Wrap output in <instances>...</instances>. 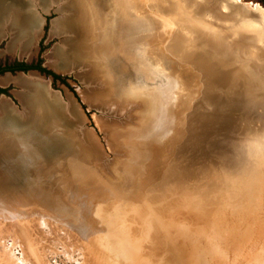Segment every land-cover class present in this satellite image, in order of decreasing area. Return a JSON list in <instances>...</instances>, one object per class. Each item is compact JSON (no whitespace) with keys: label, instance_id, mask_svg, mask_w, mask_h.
Listing matches in <instances>:
<instances>
[{"label":"rangeland","instance_id":"1","mask_svg":"<svg viewBox=\"0 0 264 264\" xmlns=\"http://www.w3.org/2000/svg\"><path fill=\"white\" fill-rule=\"evenodd\" d=\"M14 1L0 66L64 83L0 74V133L45 136L1 154L0 264H264V6L82 0L84 53L81 0Z\"/></svg>","mask_w":264,"mask_h":264},{"label":"bare ground","instance_id":"2","mask_svg":"<svg viewBox=\"0 0 264 264\" xmlns=\"http://www.w3.org/2000/svg\"><path fill=\"white\" fill-rule=\"evenodd\" d=\"M100 0H98V2H95V6L98 4H100ZM80 7H79V10H78V13H77V25L81 28H82V32H83V35H81L82 33H80V31H77V33L79 34L80 36V39H81V45H80V49L82 52L86 53V48L88 49L87 53H89V48H90V45L88 47V44H89V38H90V35H88L90 33L89 29H87L86 25L88 23H91L90 21H92L94 23V19L96 17V15H98V9L96 11L93 12V10H91L90 8L88 9V6H86L82 0L80 2ZM96 6V7H97ZM259 9V8H258ZM91 10V11H90ZM258 11V10H257ZM94 13V14H93ZM95 15V17H94ZM94 18V19H93ZM90 20V21H89ZM87 23V24H86ZM85 28V29H84ZM92 35V34H91ZM89 37V38H88ZM86 43L87 46H86ZM160 48V47H159ZM71 52V51H70ZM69 52V53H70ZM139 78H140V75H138ZM142 79V78H141ZM131 82V85L130 86H134V87H137V86H145V85H142V82L146 83V81L144 79L140 80V82L138 80H135L134 81H130ZM37 100V99H36ZM45 101V100H44ZM43 101V102H44ZM37 103V102H36ZM40 103H38L37 105L39 106ZM44 105V103L42 104ZM41 105V106H42ZM49 105V104H46V106ZM45 106V105H44ZM40 107V106H39ZM47 108V107H46ZM45 108V109H46ZM52 108V107H51ZM43 112V111H42ZM6 114V113H5ZM4 114V115H5ZM2 118V117H1ZM4 118V117H3ZM2 118V119H3ZM7 119V118H6ZM5 120V119H4ZM14 123V122H13ZM31 124V123H30ZM29 124V125H30ZM28 125V126H29ZM50 129V127H49ZM47 131H45L44 133H46ZM29 137V138H22V137H19V138H15V137H5L3 136L2 133H0V162H4L7 160V158H9L10 156L8 155L6 158L5 156H2L1 154L4 152H13V155L17 154V155H23V154H26V155H30V153H35V149L34 148H39L41 149L43 142H41V138L44 136L42 134H32L31 136L29 135H26V137ZM45 137V136H44ZM43 137V138H44ZM34 143V144H33ZM45 143V142H44ZM5 144H6V147H5ZM34 147V148H33ZM62 149V148H61ZM61 149H57V151H61ZM52 150V149H50ZM63 151V150H62ZM12 155V154H11ZM29 160H31V156L29 158ZM29 160H26L29 161ZM4 164V163H3ZM50 164V163H49ZM51 167L53 166L52 164L50 165ZM54 169V167H53ZM126 227V226H125ZM126 229V228H125ZM124 232V231H123ZM167 235V234H166ZM170 236V235H169ZM168 236V237H169ZM132 256V255H131ZM149 259V258H148ZM147 260V259H146ZM145 260V261H146ZM140 262L142 263V259L140 257L137 258V263L136 264H140Z\"/></svg>","mask_w":264,"mask_h":264},{"label":"flooded vegetation","instance_id":"3","mask_svg":"<svg viewBox=\"0 0 264 264\" xmlns=\"http://www.w3.org/2000/svg\"><path fill=\"white\" fill-rule=\"evenodd\" d=\"M26 66V67H30L29 69L25 70V71H20V70H14V71H2L1 73H5V72H10V73H13V72H28V71H35V72H38V73H41V74H45L47 76H50L52 79H54L52 77L53 76H56L52 73H50L48 70H45L44 68H42L39 64V62H33V63H30V64H24V63H21V62H13L12 64H9V65H2L0 66V69L3 70L4 68H11V67H20V66ZM43 70V71H41ZM0 73V74H1ZM57 77V76H56ZM58 79H54V80H60L61 82L64 83V80L57 77ZM6 91L2 88H0V94H5Z\"/></svg>","mask_w":264,"mask_h":264},{"label":"trees","instance_id":"4","mask_svg":"<svg viewBox=\"0 0 264 264\" xmlns=\"http://www.w3.org/2000/svg\"><path fill=\"white\" fill-rule=\"evenodd\" d=\"M257 2H259L262 6H264V0H256ZM30 67H26V66H20V67H11V68H9V67H7V68H4L3 70H1L0 69V73L2 72V71H14V70H20V71H25V70H27V69H29ZM41 71H43V70H41ZM52 77L54 78V79H58L56 76H53L52 75Z\"/></svg>","mask_w":264,"mask_h":264},{"label":"water","instance_id":"5","mask_svg":"<svg viewBox=\"0 0 264 264\" xmlns=\"http://www.w3.org/2000/svg\"><path fill=\"white\" fill-rule=\"evenodd\" d=\"M4 0H0V3L1 2H3ZM10 1H12V0H10ZM14 1V0H13ZM21 1V3L23 4V2H22V0H20ZM41 1H48V0H41ZM15 2V1H14ZM14 2H12V3H14ZM15 4H18V0H16V3ZM20 4V3H19ZM80 4V3H79ZM79 7L80 6H78V9L77 10H79Z\"/></svg>","mask_w":264,"mask_h":264}]
</instances>
